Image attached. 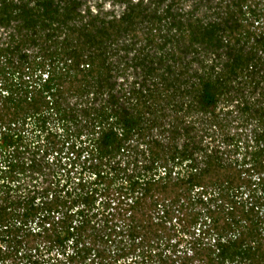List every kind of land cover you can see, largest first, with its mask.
Here are the masks:
<instances>
[{
	"label": "trees",
	"instance_id": "16d2710c",
	"mask_svg": "<svg viewBox=\"0 0 264 264\" xmlns=\"http://www.w3.org/2000/svg\"><path fill=\"white\" fill-rule=\"evenodd\" d=\"M0 264H264V0H0Z\"/></svg>",
	"mask_w": 264,
	"mask_h": 264
},
{
	"label": "rangeland",
	"instance_id": "374dc122",
	"mask_svg": "<svg viewBox=\"0 0 264 264\" xmlns=\"http://www.w3.org/2000/svg\"><path fill=\"white\" fill-rule=\"evenodd\" d=\"M90 3H91V4H94V1H91ZM105 7L110 9V8H112V5L109 4V3H107V4L105 5Z\"/></svg>",
	"mask_w": 264,
	"mask_h": 264
}]
</instances>
